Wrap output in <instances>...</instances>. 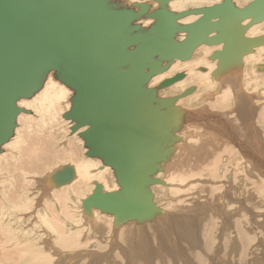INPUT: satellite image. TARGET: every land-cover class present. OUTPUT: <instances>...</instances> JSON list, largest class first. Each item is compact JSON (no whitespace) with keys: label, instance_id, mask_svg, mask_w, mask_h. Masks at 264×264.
<instances>
[{"label":"rangeland","instance_id":"obj_1","mask_svg":"<svg viewBox=\"0 0 264 264\" xmlns=\"http://www.w3.org/2000/svg\"><path fill=\"white\" fill-rule=\"evenodd\" d=\"M130 1L141 0L122 4L129 6ZM218 1L187 0L180 8H205ZM147 3L157 6L151 0ZM245 36L263 35L247 31ZM200 53V48L193 53L187 70L159 76L158 83L185 74L180 86L158 90L159 97H173L190 86L195 91L177 105L183 112L182 127L175 133L179 141L156 175L164 186L150 187L156 208L163 212L142 224L116 225L107 213L96 229L91 217L102 212L94 208L89 215L82 212L81 202L91 194L93 183L102 177L108 187L103 191H113L116 178L110 168L97 172L102 164L86 158L82 139L70 134L62 115L70 107L71 91L63 86L58 102L46 96L28 99L29 105L18 103L30 114L18 115L14 135L1 149L0 264H264V97L252 93L264 83L260 79L264 70H258L264 53L253 67L256 71L247 69L261 80L243 87L252 95L232 92L225 101H220L224 83L220 80V89L215 90L210 86L213 71L202 78L205 73L196 69ZM208 61L213 62L209 57ZM227 72L229 76L232 71ZM200 80L206 85L198 86ZM148 87L153 88L150 82ZM185 114L192 119L188 124ZM36 138L45 141L41 149L49 160L34 168L30 147H35ZM68 151H73L70 160ZM75 160L78 167L94 172L83 188L74 191L80 179L48 189L46 177Z\"/></svg>","mask_w":264,"mask_h":264},{"label":"water","instance_id":"obj_2","mask_svg":"<svg viewBox=\"0 0 264 264\" xmlns=\"http://www.w3.org/2000/svg\"><path fill=\"white\" fill-rule=\"evenodd\" d=\"M154 1L159 7L147 14L143 1L136 10L121 0H0V152L13 136L18 114L28 113L18 100L33 97L53 71L74 92L62 116L71 121L70 132L87 127L78 133L85 157L110 167L119 186L104 193L94 183L82 210L110 213L114 222L142 223L160 212L149 187L162 183L154 176L176 140L180 112L174 102L194 90L162 98L158 89L182 80L184 73L155 88L147 87L151 78L174 61H188L202 45L221 46L209 56L216 61L214 74L264 45V36H245L264 21V0L241 8L222 0L181 12L168 10L172 0ZM143 15L154 21L149 28L137 23ZM188 15L198 18L179 24ZM63 170L66 179L55 174L54 187L72 181V166Z\"/></svg>","mask_w":264,"mask_h":264},{"label":"bare ground","instance_id":"obj_3","mask_svg":"<svg viewBox=\"0 0 264 264\" xmlns=\"http://www.w3.org/2000/svg\"><path fill=\"white\" fill-rule=\"evenodd\" d=\"M119 1V0H118ZM125 0H121V2L123 3ZM129 1V0H128ZM141 1H143V0H141ZM140 1V2H141ZM149 1V0H144L143 2L145 3V4H148L147 2ZM152 2L154 1V0H151ZM185 1H187V0H172L171 2H169L168 4H167V7H168V10L171 12V11H173V12H181V11H183L180 7H181V5L183 4V2H185ZM221 1L222 0H220V1H218L216 4H218V3H221ZM252 0H233L232 2L234 3V5L237 7V8H241V7H244L245 5H247L248 3H250ZM135 1H130V7L131 6H133V7H135V9L137 10L138 9V6H139V3L140 2H137L136 1V3H134ZM156 4H157V2L156 1H154ZM240 2H243V3H245L244 5H239L240 4ZM243 3H241V4H243ZM149 5V9H148V12H147V14L148 13H150L151 11H154V9H157L158 7H159V4H157V6H155L154 8H152V6L150 5V4H148ZM215 5V4H214ZM185 11V10H184ZM198 18V16H195V15H188V17H185V18H183V19H180V21H179V24H181V25H186V24H188V23H191V22H194L196 19ZM151 20V21H150ZM247 22V21H246ZM137 23H139L143 28H149L153 23H154V21L152 20V19H150L149 17H147L146 15H143L142 17H140V18H138V20H137ZM144 23V24H143ZM243 24H245V22L243 23ZM148 25V26H147ZM262 26H264V21H262V22H259V23H257L256 25H253L252 27H250L247 31H251V33L252 34H254V33H256V34H258V33H262V35L264 36V30H261V27ZM246 31V32H247ZM177 35H180L179 36V38L180 39H178L177 38V36H176V38L180 41L181 39H184V34H177ZM250 38H254V37H252V36H250ZM258 38V37H257ZM203 46V45H202ZM202 46H200V47H198V48H200L201 49V52H202V54H203V57L200 59V60H198V70L199 71H201V72H205L204 71V69L203 68H205L206 69V73H205V75L204 76H201L202 78H205L207 75H209L208 74V72H210V71H213L212 72V76L213 77H215V78H213V77H211V79H212V81H211V83H210V86H211V88H213V89H218L219 88V86H217V84L220 82V80H221V82L222 83H224V88H225V90L223 91L222 89V92L220 93V94H222V97H221V100L220 101H225L226 99V97H227V95L228 94H231L232 92H234L235 94L236 93H238L239 95L242 93V92H244V94L246 95V97L247 96H250V95H252V94H250L249 95V93H246L244 90H243V87L245 88V86H246V88H247V86H249V83L251 84L252 82H259V81H261V80H258L259 78H257V76L256 75H252L247 69H251V70H255V64L257 63L258 64V61H260L261 59H260V57H262L261 56V54H263L264 53V45H260V46H258V48H255L254 50H253V54H248V55H245L243 58H242V60H241V63H238V64H236V63H234V64H231V65H229V66H227V67H224V69L222 70V72H220V73H218V74H214V69L216 68V61H213V62H209L208 61V57L211 55V53H213L214 51H218V50H220V48H221V46H213V47H206V48H204V47H202ZM197 48V49H198ZM197 49H195V50H197ZM193 55V54H192ZM194 56V55H193ZM193 56L189 59V60H191L192 58H193ZM189 60H188V62H178V61H174L170 66H169V70H171V72H172V70H179L178 72H182V71H185V70H187V68L189 67V65H188V63H189ZM263 63V62H262ZM241 64H244V68H245V73L243 72V74H242V72H241V70H239L240 69V66H241ZM262 66H260L259 68H258V70H264V63L263 64H261ZM200 67V68H199ZM253 67H255L254 69H253ZM167 69V70H168ZM197 69V68H196ZM166 70V71H167ZM232 71V72H230V74H229V76L227 75V73H229V72H227V71ZM235 70H237V71H235ZM166 71H164L163 73H165ZM256 71V70H255ZM161 74L162 73H160V74H157V75H155L153 78H151V80L149 81L150 82V85H151V87H154L155 88V86H158L159 84H160V82L158 83V81H159V76H161ZM50 75H52L53 77H54V75H53V71L51 72V73H49L48 74V76L46 77V79H45V81H44V83H43V85H42V87L37 91V92H35V95L33 96V98L35 99V98H37V97H39L38 99H42V98H46V96L47 97H49L50 99H52L53 100V102H58V101H60L59 100V94H62L63 95V92H62V89L61 88H63V89H65L63 86V84L59 81V80H57L55 77H54V79H56L58 82H56V81H53V80H51L52 78H51V76ZM185 75V74H184ZM262 75H264V73L262 74ZM243 77V79H241ZM260 77V76H259ZM184 79V78H183ZM183 79L182 80H180V81H177V82H175V83H173V85H171V86H168L170 89L171 88H174V87H176L177 85L178 86H180V84L181 83H183L184 81H183ZM260 79H264V77H260ZM241 80V81H240ZM163 81V80H162ZM161 81V82H162ZM239 81L242 83V85H240L239 84ZM149 82L147 83V87H148V85H149ZM158 84H157V83ZM202 82V83H201ZM46 83V84H45ZM57 83L59 84V86L60 87H56L57 86ZM157 84V85H156ZM198 86L199 85H206V80H200L198 83ZM66 87V86H65ZM242 87V88H241ZM52 88H54V89H52ZM56 88H58L57 89V91L55 90ZM67 88V87H66ZM148 88H150V87H148ZM165 88H167V87H165ZM68 89V88H67ZM161 89H164V88H161ZM194 89V88H193ZM220 89V88H219ZM234 89V90H233ZM69 91H71L70 89H68ZM158 90H160V89H158ZM233 90V91H232ZM68 91V92H69ZM195 91V89L193 90V92ZM72 92V91H71ZM158 92V91H157ZM182 92H184V91H182ZM214 92V91H213ZM72 93H74V92H72ZM253 94H255L256 96L257 95H262V97H264V83H263V86H261L260 87V90L259 91H254V92H252ZM181 94V93H180ZM192 94V92L190 93V95ZM219 94V95H220ZM237 94V95H238ZM158 95V94H157ZM179 95V94H178ZM190 95H188V96H185V97H182V98H180V99H178V100H176L175 102H174V106L175 107H177L178 108V111L180 112V115H179V122H178V120H177V122H178V128L177 129H175V132H174V135H175V133L182 127V124H181V121H182V116H183V112L180 110V108L178 107L179 105V102H181L183 99H187L186 97H189ZM218 95V94H217ZM236 95V96H237ZM238 95V96H239ZM173 96H175V95H173ZM32 98V97H31ZM31 98H29V99H31ZM162 98H170V97H162ZM70 99H71V97H70ZM216 100H217V97L215 98ZM238 99V98H237ZM236 99V100H237ZM264 99V98H263ZM219 100V99H218ZM217 100V101H218ZM20 101L21 102H28V105H29V101H28V99H20V100H18V103H20ZM236 102V101H235ZM18 103H17V106H18ZM69 103H70V100H69ZM178 105V106H177ZM185 105H188V107L190 106V104L189 103H187V104H185ZM70 108V107H69ZM68 108V111L70 110ZM53 109H54V107L52 108V111H53ZM25 110V109H24ZM26 111H28V110H26ZM21 113H25V114H30V111H28V113H26V112H21ZM20 114V113H19ZM18 114V115H19ZM191 115H192V113H190ZM63 116V115H62ZM185 118H186V124H188V122H189V120L191 121L192 119H190V118H188V116H187V114H185ZM199 118V117H198ZM205 119V118H204ZM209 119V118H208ZM202 120V119H201ZM207 120V119H206ZM205 120V121H206ZM69 122V126L70 125H72V123H71V121H68ZM176 125H177V123H176ZM203 126H205V125H203ZM202 126V127H203ZM207 126V125H206ZM71 127V126H70ZM16 128V127H15ZM87 129V127H83V128H81V129H79V130H77L75 133L76 134H78V133H80V132H82V131H85ZM208 129V128H207ZM14 132H15V130H14ZM70 134H73V133H71L70 132ZM13 135H14V133H13ZM211 135V134H210ZM176 136V135H175ZM13 137V136H12ZM11 137V138H12ZM10 138V139H11ZM34 140V145H35V147H33V146H31L30 147V150L32 151L31 152V154H33L30 158H31V162H33L32 164L33 165H35L34 166V168H37V163L38 162H48V158H49V155H47V151H43L42 149H41V146H43L44 144L43 143H45V141H42V140H40V138H36V139H33ZM179 141V138L176 136V140H175V142H174V144L171 146L172 147V151H171V153H170V155H169V159L166 161V162H163L162 163V165H161V169L158 171V173L159 172H161L162 170H163V167H164V165L165 164H167L168 162H169V160L171 159L170 157H171V155L173 154V152H174V145H175V143H177ZM7 143V142H6ZM5 144V143H4ZM40 147V148H39ZM1 149H2V147H1ZM29 150V151H30ZM86 150V149H85ZM2 153V150H1V152H0V154ZM67 154L69 155L68 157H69V159L68 160H70L72 157H73V151H68L67 152ZM87 158V157H86ZM89 158H91V157H89ZM75 159V158H74ZM94 159V161H99L101 164H102V162H101V160H98V159H96V158H92V160ZM77 161L75 160V161H72V163H68V164H65V165H62V166H60L59 168H57V169H55L54 170V172L53 173H51V174H49L47 177H46V179L48 180V184L46 185L47 186V188L48 189H60V188H62V187H65V186H69V185H72V183L73 182H76L77 180H80L81 179V185H79L78 187H76L75 189H74V191H79V190H81L82 188H83V186H84V183H85V181L87 180V179H89V177H90V175L91 174H93L94 172H91V170H86L85 168H81V167H78V163L77 164H74V163H76ZM72 166V168H73V176H72V181L71 182H69V183H67V184H64V185H59V186H53V182L51 181V179H53L54 178V176H55V174L56 175H58V178H60V179H63V178H65L66 179V176H67V174H66V172H64V170H63V167H71ZM33 168V169H34ZM62 168V169H61ZM107 168H110V167H108V166H104L103 164H102V167H101V169L99 170L98 169V171L97 172H103V171H105V169H107ZM94 169H96V168H94ZM182 169V168H181ZM35 170V169H34ZM97 170V169H96ZM113 173V172H112ZM158 173H156L155 174V176H154V178H156V175L158 174ZM114 176V175H113ZM97 177H99V176H97ZM116 178V177H115ZM56 179V178H55ZM91 179V178H90ZM101 180H103V178L102 177H99V184L101 185V187H102V192H104L105 193V191H103L104 190V187H105V189L106 188H108L107 187V184H103L102 183V181ZM107 182V181H106ZM105 182V183H106ZM95 183V182H94ZM94 183H93V185H94ZM157 185H161V186H164V183L162 182L161 184H157ZM157 185H151L150 187H152V186H157ZM150 187H149V189H150ZM94 189V188H93ZM119 189V186H118V184H117V182H116V185L114 186V190L113 191H116V190H118ZM154 195V194H153ZM87 199V198H86ZM154 201V200H153ZM81 204H82V202H81ZM82 208V207H81ZM91 209V208H90ZM157 210H160V209H158L157 208ZM82 212H83V210H82ZM89 212V213H88ZM88 212H84V214H87V215H89L90 214V210L88 211ZM163 211L162 210H160V212L157 214V215H155V217L154 218H151V219H147V220H144V221H142V223H144V222H149V221H152L153 219H155L159 214H161ZM94 213V212H93ZM105 214H107V213H102V214H100V213H97V214H95L94 213V217H93V219H92V217H91V220H92V226H93V228H94V226H95V228L96 229H99L100 228V226L103 224V222L104 221H106V219L108 218V220L111 222V220H112V214H110V213H108L109 214V216L107 217V218H104V217H102L101 215H103V216H105ZM104 218V219H103ZM115 220H114V215H113V223L114 224H116V225H123V224H125V223H128V222H135L136 224H142V223H139V222H137V220H132V221H128V220H124V221H116V222H114ZM109 225H110V223H109ZM108 226V225H107ZM126 230H128V229H126ZM125 230V231H126ZM122 234H124V230H123V232H122ZM74 239V238H73ZM70 247V246H69ZM61 248V247H60Z\"/></svg>","mask_w":264,"mask_h":264},{"label":"flooded vegetation","instance_id":"obj_4","mask_svg":"<svg viewBox=\"0 0 264 264\" xmlns=\"http://www.w3.org/2000/svg\"><path fill=\"white\" fill-rule=\"evenodd\" d=\"M143 1H144V0H143ZM210 6H212V5H210ZM205 7H209V6H205ZM220 49H221V48H220ZM195 51H196V50H194V51L192 52V54H193ZM200 54H201V57H200V58H202V57H203V54H202V53H200ZM193 55H194V54H193ZM193 55H192V56H193ZM192 56H191V57H192ZM186 62H188V61H186ZM199 68H200V67H199ZM203 69H204L205 72H202V73H206V72H207L206 69H205V68H203ZM168 70H169V69H168ZM168 70H167V71H168ZM197 70H198V68H197ZM200 72H201V71H200ZM162 74H163V73H162Z\"/></svg>","mask_w":264,"mask_h":264}]
</instances>
